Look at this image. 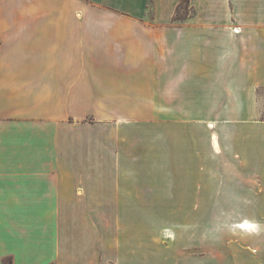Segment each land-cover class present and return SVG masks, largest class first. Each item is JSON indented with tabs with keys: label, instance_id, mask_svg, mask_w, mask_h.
<instances>
[{
	"label": "crops",
	"instance_id": "obj_1",
	"mask_svg": "<svg viewBox=\"0 0 264 264\" xmlns=\"http://www.w3.org/2000/svg\"><path fill=\"white\" fill-rule=\"evenodd\" d=\"M71 1L0 0V13L14 14L0 17V264H165L171 256L151 244L150 230L122 237L118 229L151 220L118 206L162 204L150 200L157 189L162 199V187H150L162 181L161 135L124 134L111 111L93 123L85 116L205 109L213 128L209 110L226 109L225 123L239 131L224 147L211 132V157L263 173L264 121L246 115L264 89V0H189L194 16L181 20L173 19L180 0ZM87 6L123 19H71ZM191 161L179 160V170ZM191 173L180 177L179 198L203 191ZM253 225L236 226L233 244L212 239L218 248L207 263L264 264V224Z\"/></svg>",
	"mask_w": 264,
	"mask_h": 264
},
{
	"label": "rangeland",
	"instance_id": "obj_2",
	"mask_svg": "<svg viewBox=\"0 0 264 264\" xmlns=\"http://www.w3.org/2000/svg\"><path fill=\"white\" fill-rule=\"evenodd\" d=\"M71 2L75 3L73 0ZM76 4L78 3L76 2ZM87 9L88 12L85 15L75 12L71 19H123L104 9H97L99 10L97 11L90 6H87ZM148 15H151V13ZM11 16H14V14L10 12L0 13L2 19L3 17L11 19ZM193 16L194 12L189 6V0H180L173 19H190ZM258 97L261 98L258 109L251 110L246 117L250 118L249 120L264 121V89L258 91ZM97 111L99 112L97 116L93 114L86 115L85 122H97L98 119L102 118L101 116L107 114V111H111L115 116H118L117 123L120 132L124 134L129 132L143 134V132H148L150 129L151 133H158L162 137V181L152 180L150 183L151 188L162 187V199L156 198L157 195H155L159 189L154 192L151 191L150 194L151 201L162 200V204L118 206L120 212L151 214V220L148 221H119V236L127 237L131 234L125 230L148 229L151 234V244L155 246L162 244V252L171 256L165 264H208L207 261L212 258L214 252L213 248L215 247L216 250L218 248L216 243L213 245L210 242L212 239L226 237L229 238L228 244H233L234 235L238 234L235 231L236 226L252 228L253 224L255 226H259L260 223L264 224V220L251 222L236 220L240 216L264 218V172H237V169L239 170L237 163L233 162V166L229 167V163L226 162L224 156L211 157L212 153L209 152L211 149V132L215 131L218 134L221 138L220 144L224 147L230 143L229 134L239 131L238 125L230 126L225 123L228 110H209V114L213 116L215 122L213 128L203 123V121H206L207 116V110L205 109L152 108ZM146 118H149L147 122H150V124L131 125V122L135 121L144 122L147 120ZM179 118H182L183 123H179L180 121L175 123L176 120H180ZM248 126L250 127V125ZM261 134L264 136V125H262ZM178 154H182V158L177 156ZM185 157L187 160L193 161V163L192 161L190 163L196 171L194 176L198 177L196 182L198 188L195 190L199 193L201 187L203 188L199 197L190 198V195H187V197L179 198L180 189L184 183L180 177L192 176L191 166L183 164L180 170L178 168L179 160L184 161ZM208 161L212 162L211 166ZM206 167L209 169L208 172H204ZM208 174L212 178L211 180L205 179ZM228 197H234L235 199H229ZM181 200L214 201L215 203H176ZM224 200H243L244 203H220ZM104 223L109 224L111 222ZM221 229H226L228 232L222 234ZM211 232L219 235L214 237ZM208 233H210V236ZM161 234L162 241L158 237ZM180 252L183 253V260L178 258Z\"/></svg>",
	"mask_w": 264,
	"mask_h": 264
},
{
	"label": "trees",
	"instance_id": "obj_3",
	"mask_svg": "<svg viewBox=\"0 0 264 264\" xmlns=\"http://www.w3.org/2000/svg\"><path fill=\"white\" fill-rule=\"evenodd\" d=\"M5 264H11V259L9 258Z\"/></svg>",
	"mask_w": 264,
	"mask_h": 264
},
{
	"label": "bare ground",
	"instance_id": "obj_4",
	"mask_svg": "<svg viewBox=\"0 0 264 264\" xmlns=\"http://www.w3.org/2000/svg\"><path fill=\"white\" fill-rule=\"evenodd\" d=\"M215 138V137H214ZM214 141V140H213ZM217 143V142H216ZM217 146V145H216ZM217 148V147H216ZM218 149V148H217ZM218 151V150H217Z\"/></svg>",
	"mask_w": 264,
	"mask_h": 264
}]
</instances>
